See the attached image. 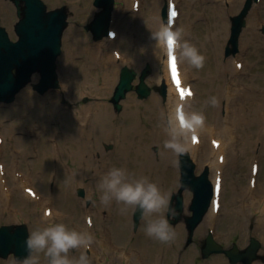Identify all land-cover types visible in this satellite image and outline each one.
<instances>
[{"label":"rangeland","instance_id":"374dc122","mask_svg":"<svg viewBox=\"0 0 264 264\" xmlns=\"http://www.w3.org/2000/svg\"><path fill=\"white\" fill-rule=\"evenodd\" d=\"M44 1L49 8H54L63 4H67L70 8V17L68 18L69 23L63 35V50H62V54L58 58V73H59L61 87L56 90H50L45 94H40L38 91L34 89L33 85L29 83L17 94V97L13 103L11 104L0 103V115L2 116L3 113L6 114L7 112H9V110H11V108L14 107V105H16L21 93L24 90L30 89L32 94L35 95V97H37L40 100L51 93L60 94L64 90V81L67 79H73V69H74L73 63H74L76 48L78 47V45H82L87 42H92V43L104 44L105 46H107L105 48L106 51H109L113 47H116V48H120L126 54L125 57H133L137 61H140L142 59L141 65L136 64L133 61L130 64H127L128 66L134 68L138 72V77L134 80L135 84L140 82L139 75L142 73L143 69L146 68L148 65L151 67V73L146 78V81L149 84V86L153 88V91L148 98L142 99L139 97V94L137 93L136 90H132L128 92L127 97L121 101L123 104V109L121 111L116 110L111 98L119 82L120 71L124 66L123 65L118 70L117 79L107 99L113 111L118 115L125 111L127 106V101L130 98V96L133 95L136 98L137 103H139L138 107L140 109L141 123L145 126H151V122L148 120L146 113L144 112L145 110L144 103L148 102L152 98V96L157 93L160 95L162 99V105L164 107H166L167 105L166 104L167 95L165 96L161 93L160 90L155 89V87L157 88L163 87V84L153 77L156 68L159 67L160 69V61L158 60L156 62V60L153 61L152 59L146 58V50H147V47L145 46L146 41L148 39V36L151 34L152 29H154V26L157 27L156 13H155V18L152 17L150 18L148 14L149 2L151 0H141L142 9L140 12L136 11V14H138L137 17L133 15L134 11L130 3L127 2V0H116L114 18L115 20H117L118 23L116 25L114 24L113 26L116 29H118L120 33H119V38L116 40V42H111V44H109L110 42L108 38L94 40L92 32L90 30H87L85 27L86 23L91 21L94 18L96 12L100 10V8L94 5V0H76V1L44 0ZM166 1L167 0H156L157 14H158V18H160L161 20H163L162 12L164 5L166 4ZM177 1L179 2L180 9L182 11V17L179 20V23L177 24V29L182 30L183 38L186 40L189 39V36L191 34L195 40V43H197L198 45L197 48L199 49L200 53L204 55L206 58L204 67L199 70L195 68L191 69L190 68L191 66L187 62H184L188 70H193V72L195 73V75L192 76L193 80L191 82H193L198 92L197 101L193 102L192 105L189 106L188 108L189 111H202L203 114L206 116V118L209 120L208 123L209 124L213 123L214 121L212 120L215 117L214 115L215 110L217 111L218 116H222L224 113L223 110L224 104L219 105L218 103L216 106L217 108L211 106H205L203 102L206 99V96L208 95V97L209 96L215 97L216 95H218V92L216 91H221L226 85L236 89L237 88L236 84H239L241 88L246 87L247 92L255 93L256 94L255 96H257L255 103L253 102L251 103L249 99L242 98L241 108H242V104L247 106L259 105L264 108V91H263L264 90V3H262L259 6L255 5L247 17V27H248L250 25V18L252 16L253 11L257 9L258 14L260 15V24L257 23L256 30L261 33V39L263 40L262 46L257 51H254L252 48H248L246 50L243 49V37L245 35V29L247 30L246 27L241 35L239 52H237L236 54H231L226 56L225 51L231 29L230 17L240 12L246 0H238L239 3L234 8H232V11H230L231 8L230 2L223 1L222 6L226 10V12L223 15V17H219V18H216V15L212 11L214 5L220 4L218 0H177ZM190 11L194 12L191 20H189ZM0 17L2 24L7 27L11 37L13 39H17V35L14 31V24L18 20V16L16 12V7L11 0H0ZM222 23H224L225 27H223L222 30H220V25H222ZM233 58L243 59L244 60L243 63L246 65V68L242 72L240 71L239 73H237L238 75H235L233 71V67H232ZM228 63L230 64V69L228 68L227 70H225V66H227ZM102 70H103V66L101 65L97 66V68L94 71V77L100 80V75L102 73ZM207 77L209 78L208 82L204 81V79ZM39 79H40L39 73H35L32 76V83L39 82ZM212 88L213 89L216 88V91L212 90ZM204 90L212 91V94L211 95L208 93L204 94ZM236 90H238V88ZM236 90H234L235 93L234 98H237L238 95L242 93L241 90L239 91ZM81 99L84 103H87L88 101H90L91 95L84 94L81 96ZM58 102L60 105L59 112H64V111L67 112L72 108V99L65 94H61L59 96ZM240 112L241 111L237 113ZM58 115L59 113L55 112L50 116L51 117L50 126L54 127L57 133L59 127L61 126V122L58 118ZM238 115L239 114H237L234 117L235 122L239 118ZM21 118H20L21 120L25 119V117H21ZM0 121L3 125H6L10 123L11 120L7 116L1 118ZM251 129L254 128L251 127ZM250 130L248 129L249 132ZM14 133L29 139L30 142L36 141L35 139L38 140L39 137H42V139L45 138V140L40 139L39 146L42 150L41 154L39 153L37 155L34 154L33 152H30L29 154L27 153L26 157L23 156L22 158H20L19 156L16 157L15 156L16 154L14 153V151H12V149L14 148V144L13 142L10 141L11 131L9 130L5 131L4 129L3 130L1 129L0 135L6 138V145L3 155L0 156V162L4 163L8 167V169L11 168L9 171L11 174L15 170L25 171L29 175V178L34 183V185L40 190L43 198L47 200L50 199L53 202L55 208L57 209V212H55V215L52 217L50 223H63L67 226L69 223L66 222L70 221V219L68 218L62 219V215L64 212H68L72 209L70 207L71 204H75L76 209L74 211H75V215L77 214V218L80 217L81 214H85L86 210L87 211L92 210V212L94 213L93 230L95 233H97L98 237H102L103 233H106L109 228L110 230L114 228V233L119 231L118 232L119 236L114 237L115 240L110 238L111 245H115L117 248L123 247L128 249L135 247L134 249L137 250H140L141 248H145L147 254L145 256L144 261L141 264H158L160 262L162 264H186L187 258H189V262L191 261L192 264H204L206 261L216 256H223V258L226 261V264H230L229 259L225 255V253H217L211 255L209 258H205V259L202 258L201 246L203 244V240L209 234V230L206 228L205 231H202L200 227L205 222L207 214L205 215V218L202 220L200 225L195 230L193 241L189 245L186 244L187 229L183 221L177 223L176 225H172L171 223H169L177 235H176V239L168 244H162L150 238L147 239L148 237L144 233V223L142 222V220L138 229L136 231L133 229L134 209L130 208L127 210V214L129 215L128 228L123 222L126 219V217H124V214H121L120 208L115 213L114 217L119 216L121 217V219H123V221L120 220L117 223H113L110 220L103 221L101 218L103 210L104 209L108 210L109 207L108 206L101 207L95 204L96 195L97 197H99L100 193L99 191H97L94 197V195L87 186L88 177L84 178V182L86 183V185L83 184L84 182L78 183L76 185H75V181L73 183L71 182V180H74L73 169L75 168V164L73 163L72 157L65 156L64 159L67 160V164L64 166L63 164L61 165L59 162L58 170H55V168L50 169V166H48V169L46 170L45 173V184L47 182V186L42 184L36 178L37 171H41L44 175L43 164L45 162H48V164L49 163L52 164L53 160L56 161L57 159L55 157V154L53 153L52 147H50V149L48 147L47 157H45L48 161L42 157L45 154L43 152V147L45 148L47 144L51 146L50 135L48 133L47 134L49 136L39 134V128H34V127H33V132L31 130L25 131V130L17 129L14 131ZM37 133L39 134L38 138L36 136ZM235 133L236 135L240 134L238 132ZM241 133H245V130L241 131ZM53 136L56 139L59 138L57 135H53ZM235 140H237V138ZM250 141H252V143L250 142L245 149L247 150L246 153L248 154L246 160L244 161L245 159L244 155L241 158L237 157L239 163H241L242 161L243 165L241 167H234V164L231 163L230 166L227 167L225 170L226 172L225 187H224L223 195H221L223 207L221 209V213L220 211L218 212L220 213L219 214L220 216L217 217L218 219L214 223L215 224L214 228L216 229L217 233L220 235V238L216 237V240L222 243L226 248L232 247L233 243H237L239 247L244 248L249 244L251 236H256L261 240L262 243V248L260 249V253L264 254V239L261 236V231L258 230L256 227L257 225L256 221H258L259 218L257 209H253L252 211H249V214L253 217V219L248 221V223L245 226L246 228L241 227L239 225H234L231 215L227 217L228 216L227 212L231 210L230 201L233 198H235V202L237 203L238 201L240 202V200L243 197L239 190V186H242L245 190H247L249 183L248 182L249 175L251 172V166H252V162L254 161L253 159L255 158L259 159L260 168H261L258 178L259 191L256 198L262 200L264 204V149L263 151H261V147L264 141V133L262 138L252 137ZM238 142H236L234 145L237 148L239 146L245 145L242 142L238 144ZM60 143L64 148L65 152L70 150L71 147L70 145H68L66 141L60 140ZM101 147L104 148V150L106 151H111L116 147V145L114 142L104 141L101 144ZM150 149L151 151L154 152L155 159L158 160L162 149L161 144L153 142L150 145ZM96 157L99 158L100 153H97ZM179 158L180 157L176 158L174 172L171 173L166 188L167 194L169 195V202L173 192L177 191L178 188L180 187L181 171L179 166ZM18 160H22L20 166L16 165V161ZM194 161L197 164V173H202L203 171L208 169L209 178L211 179L213 170L211 169L210 164L207 161H199L196 159H194ZM10 173H9V179L11 180L12 175H10ZM56 174L58 175L57 181L54 182V188H53L52 187L53 179L51 177L54 175L56 176ZM62 177L65 184L63 187H61ZM73 184L74 187L72 190ZM11 185H13V182H11ZM81 185H83V187H85V189L88 190L86 199H79L77 195H75L77 186H81ZM69 187L71 188L70 190H68ZM23 195L25 194H23L21 191L19 192V195L18 193H16L13 202L16 206L15 208L16 209L20 208L21 210L18 211V214L14 213L15 215L11 219H8L6 218L5 215L0 214V226L4 223L25 221L29 223L31 231L36 230L37 228L46 227L47 226L46 219H48L49 217H45L42 214L45 205L44 201L35 202L33 200H29L26 196H25L26 201H24L25 198L23 197ZM184 196L186 200V213H190L189 205L191 203L193 193L189 190H186L184 192ZM88 197L90 198L89 205L87 204ZM79 202L83 204V207H81V209L78 210V208L80 207L78 206ZM263 204L260 205L259 209L264 208ZM164 216L167 219V212L164 213ZM74 223H78V221L75 220ZM245 231L247 232V234L244 237ZM90 234L92 238L95 237L93 233ZM158 244H162L166 246V248L163 247L162 248L163 251L155 249L154 246ZM95 248L96 246L94 247V249ZM81 251L84 250L81 249L78 252L72 251L70 254L72 257L78 258ZM133 253L135 254L136 251L133 250ZM138 253H137V257H138ZM86 255L88 257V264H120V263L125 264V262L123 263V261L116 262L113 259L111 260L109 256V252H107L106 250H105L104 260L103 258L99 260L97 257L93 256V254L89 252L88 253L86 252ZM114 256L115 255H113V257ZM21 262L22 261H16L13 255H9L7 258L0 257V264H21ZM40 262H41L40 264H46L43 254H40ZM237 264H242V263H237ZM252 264H264V262L261 259H259L253 262Z\"/></svg>","mask_w":264,"mask_h":264},{"label":"bare ground","instance_id":"6f19581e","mask_svg":"<svg viewBox=\"0 0 264 264\" xmlns=\"http://www.w3.org/2000/svg\"><path fill=\"white\" fill-rule=\"evenodd\" d=\"M218 1L220 4L214 5L212 9L216 15V18L223 17L226 12L222 6L223 1L230 2V11H232V8H234L239 3L238 0ZM127 2L133 6L135 0H127ZM168 2L169 0L166 1V5H168L169 9ZM262 3L264 2H261V4ZM178 7L180 8L179 2ZM132 8L134 11V7ZM141 9L142 5L140 0L138 12H140ZM155 13L157 27L154 26V29H152V32L146 41V58L152 59L153 61L156 60V62L158 60L160 61V69L159 67L156 68L153 77L166 86L167 105L166 107L162 105V99L157 93L154 94L148 102L144 103V112L146 113L148 120L151 122V126H145L141 123L140 109L138 107L139 103H137L136 98L133 95H131L128 99L125 111L118 115L113 111L107 100L109 93L111 92L112 87L117 79L119 68L125 64H130L132 61L141 65L142 59L137 61L133 57H125L126 54L121 49L120 51L123 55H116L114 53L115 47L109 51H106L105 48L107 46L104 44L87 42L85 44L78 45L76 48L73 63V79H67L64 81V90L60 94L51 93L40 100L32 94L30 89L24 90L21 93L16 105H14V107L11 108V110H9V112L6 114L3 113L2 116L0 115V120L1 118L7 116L11 120L10 123L6 125H3L0 121V130L4 129L5 131H11L10 141L13 142L15 146L14 153L16 154V157H26L27 153L29 154L30 152H33L37 155L39 153L41 154L42 150L39 146V143L40 139L45 140V138L42 139V137H39V134H43L45 136L48 134L50 136L57 135L61 141H66L71 148L65 152L59 138L57 139V145L51 142L53 144H51L52 149L56 150L57 153H60V158L57 162H55V167L59 169V162L61 165H65V156L72 157L75 168L73 169L74 180H71V182L75 181L77 183H82L84 182V178L88 177L87 186L94 197L96 192L99 191L97 189V183L101 176L114 166L127 169L128 172L136 178L147 177L151 182L158 184L160 189L167 194V184L171 173L174 172V166L176 164L177 157H174L163 147L166 137L162 131L161 122L167 115L169 109L176 107L179 105V103L185 104L186 110L189 111L188 107L191 106L193 102L197 101L198 93L194 88L196 91L194 93V97L189 96L185 100L180 99L176 86L171 79L168 55L164 56L159 52L156 46V41L152 38L153 32L158 31L161 27H168L169 23L168 20L163 21L158 18L156 0H151L149 2V17L155 18ZM193 14V11L189 12V20H191ZM133 15L135 17L138 16L135 11ZM181 17L182 11L180 9V13L175 20L174 30H177V24L179 23ZM117 23V20H114L113 24L116 25ZM257 23L260 24V15L258 14L257 9H255L250 18V25L247 27V30L245 29V35L243 37L244 50L252 48L254 51H257L263 44L261 33L256 30ZM223 27H225L224 23L220 25V30H222ZM117 39V35L113 40L108 37L110 42L109 44H111V42H116ZM188 41L194 46H198L191 34ZM179 62L181 64V76L187 80L188 71L186 70L185 63L181 60H179ZM100 65L103 66V70L99 80L98 78L94 77V71L97 66ZM235 65L236 64L233 58L232 67L234 74L237 75V68ZM228 68L230 69L229 63L227 66H225V70ZM245 68L246 65L243 64L241 72ZM192 72L193 71L191 70L189 78L192 75ZM204 81L208 82L209 78H205ZM212 90L216 91V88H212ZM234 90L236 89L226 85L221 91H216L218 92V95L215 97L217 98L219 105L224 104V114L222 116H218L217 111L214 109L215 117L212 120L214 122L209 124L206 120L205 129L199 134V142H192L191 150L189 151L194 159L199 161H207L210 164V167L213 170L211 179L214 184L218 182L217 178L223 175L221 195H223L225 187L226 168L229 167L231 163L234 164V167H241L243 162L241 161V163H239L237 157L241 158L244 155L245 161L248 155L246 153L247 150L245 149L250 142L252 143V141H250L251 138H262L264 133V108L259 105L247 106L244 104H242L241 108L242 98L249 99L251 103H255L257 98V96H255L256 94L247 92L245 87L242 90V93L239 94L237 98H234ZM207 93L211 95L212 91L204 90V94ZM61 94H65L72 99V108L67 112H59L60 105L58 98ZM84 94L91 95V99L87 103H83L81 99V96ZM210 97L211 96L208 97L207 95L203 104H205V102ZM239 111L241 112L237 113ZM55 112L59 113L58 118L61 122L58 133L54 127L50 126V116ZM237 114H239V118L235 122L234 117ZM21 117H25V119L21 120ZM33 127L39 128V134L37 133L36 135L37 138H39L38 140L35 139L36 141L33 142H30L29 139L14 133V131L17 129L33 131ZM251 127L254 129H251ZM248 129H251L250 132ZM243 130H245V133H241ZM235 132L240 134L235 136ZM235 137H237V140H235ZM212 139L219 140L220 145L214 146ZM104 141L114 142L116 147L111 151H106L101 147V144ZM153 142L159 143L162 146L158 160L155 159V154L150 149V145ZM236 142H238V144L242 142L245 145L239 146L237 148L234 146ZM5 145L6 138H4L3 143L0 146V156H2L4 153ZM48 147L50 149L51 146L47 144L45 148L43 147V152L45 153L42 156L43 158L47 157ZM263 149L264 141L261 151H263ZM97 153H100L99 158L96 157ZM222 155H224V161L220 160ZM48 166L52 167L51 163L48 164V162H45L43 164L44 175L37 176V179L40 182L41 180L45 179V173L48 169ZM10 169H8L6 165L3 169H0V214L5 215L8 219L13 218V216L18 214V211L21 210L20 208L16 209V206L13 203L16 193L19 195V192L21 191L23 194H25L23 195L24 198L27 195L26 197H28L29 200H33L35 202L43 201L42 194H40L41 196L39 201L36 200L39 197L38 193H36L35 198L28 194L23 188L24 185H22L23 183L22 180L19 179L20 177H16L15 171L11 174L9 172ZM9 173L12 175L11 180L9 179ZM11 182H13V185H11ZM83 184L86 185L85 182ZM64 185L65 184L62 177L61 187ZM70 189L71 188L69 187L68 190ZM239 190L243 196L242 199L240 202L238 201L236 203L235 198H233L230 201L231 210L227 212L228 216L226 214L225 215L227 217L231 215L234 225H239L246 228L245 226L248 221L253 219V217L249 214V211L257 209L259 218L258 221H256V227L261 231V236L264 239V208L259 209L260 205L263 204V201L256 198L259 191L258 182L255 188H251L248 183L247 190H245L242 186H239ZM100 195L101 193L96 199L95 204L97 206L105 207V205H102L100 202ZM24 201H26V198ZM53 205L54 204L52 203V207L54 208ZM46 207L47 206H45L43 209L44 214ZM70 207L72 209L69 211V218L79 222L77 214L74 215L76 205L71 204ZM108 207V214L104 216L103 220H110L113 223H117L120 220L123 221V219H121L119 216L114 217L118 209L121 208L120 205L113 202ZM222 207L223 204L221 198V207L219 209L220 213ZM219 214L217 215L214 207H212L200 229L202 231H205L206 228L209 229V226L213 225V223L218 219L217 217L220 216ZM45 216L52 217V210L50 216ZM128 216L129 215L127 213L124 214L126 219L123 221L127 228L129 223ZM75 230L81 231L82 227L78 224V226L75 227ZM87 230H89L88 226ZM118 232L119 231L114 233V228H112L109 234L103 233L102 237H94L92 245L94 247L96 246V250L91 245L93 256L100 260V256H105L106 250L110 255L115 254L113 260L116 262L125 260L124 262H126V264H141L147 254L145 248L140 249V254H138L137 257V250H135L136 253L134 254L133 249L123 247L117 248L111 245L110 238L115 240L114 237L119 236ZM246 234L247 232L245 231L244 237ZM163 247L166 248V246L162 244L154 246L155 249L160 251H163ZM111 249H114L115 251ZM158 264H161V262ZM186 264H192L191 261L189 262V258H187ZM204 264H226V261L223 256H216L206 261Z\"/></svg>","mask_w":264,"mask_h":264},{"label":"water","instance_id":"95a60500","mask_svg":"<svg viewBox=\"0 0 264 264\" xmlns=\"http://www.w3.org/2000/svg\"><path fill=\"white\" fill-rule=\"evenodd\" d=\"M17 7L19 20L15 24V31L19 38L12 40L7 29L0 24V102L10 103L15 100L17 93L31 80L35 72L40 73V81L33 83V87L40 93H45L51 88L59 87L57 73V58L62 52V36L68 25L69 10L66 5L48 10L43 0H11ZM253 0H247L242 12L232 17V32L227 46L226 54L235 53L239 47V37L245 17ZM115 0H95L94 5L102 8L95 14L94 19L87 23L86 29L91 30L94 39H101L109 34L111 27L112 11ZM163 17L166 19L167 10L164 8ZM16 70V72H15ZM151 69L146 68L141 77V82L136 90L141 98L151 94V87L146 82V77ZM137 73L133 69L124 67L121 71L120 81L116 87L112 101L117 109H122L120 103L126 98L127 93L134 88L133 81ZM165 94V89H162ZM181 187L172 196L170 222L173 224L184 220L188 230L187 244L193 240L196 228L204 219V216L212 206L214 195L213 184L209 179L208 171L196 174V164L189 153L181 155ZM193 192V198L189 205L192 214L185 213L184 191ZM83 194V190L80 191ZM141 219L139 211L135 210L134 224L137 227ZM27 224H4L0 227V256L8 257L11 253L17 260H23L29 255L25 241L29 236ZM260 248L258 241H252L251 245L243 251L227 250L231 261L244 260L250 264L258 258ZM223 248L214 240L207 238L203 246V256L211 252L221 251ZM264 258V257H263Z\"/></svg>","mask_w":264,"mask_h":264},{"label":"clouds","instance_id":"9594fccd","mask_svg":"<svg viewBox=\"0 0 264 264\" xmlns=\"http://www.w3.org/2000/svg\"><path fill=\"white\" fill-rule=\"evenodd\" d=\"M152 38L162 55L173 54L175 60L187 62L198 70L204 67L205 56L183 38L182 30L173 31L164 26L153 32ZM217 104L214 96L205 102V106L216 107ZM205 126L206 116L202 111H186L179 105L170 108L161 122L166 137L164 149L177 158L188 153L192 139L204 131ZM97 189L101 193L102 205L109 206L115 202L121 206V214H126L129 208L139 211L148 238L162 244L176 239V232L164 216L170 211L169 195L147 177L136 178L127 169L114 166L101 176ZM92 242L90 233L69 229L63 223H49L46 227L30 231L25 241L29 255L21 264H40V254H43L46 264H88L86 251H81L78 258L70 256V253L87 250Z\"/></svg>","mask_w":264,"mask_h":264},{"label":"snow or ice","instance_id":"6c2138e0","mask_svg":"<svg viewBox=\"0 0 264 264\" xmlns=\"http://www.w3.org/2000/svg\"><path fill=\"white\" fill-rule=\"evenodd\" d=\"M172 15H175V13L173 12ZM170 67H171V75H172L173 81L175 82L176 87L178 89H180V80L178 78L176 60H175L174 56L171 57ZM185 95H191V92L190 91L189 92H185L183 89H180V97H181V99H183L185 97ZM193 140L195 141V138H193Z\"/></svg>","mask_w":264,"mask_h":264},{"label":"crops","instance_id":"0c3cea01","mask_svg":"<svg viewBox=\"0 0 264 264\" xmlns=\"http://www.w3.org/2000/svg\"><path fill=\"white\" fill-rule=\"evenodd\" d=\"M41 182H44V180H41Z\"/></svg>","mask_w":264,"mask_h":264}]
</instances>
